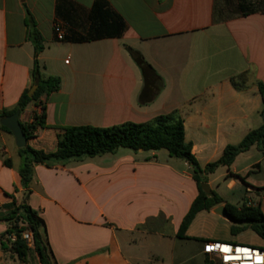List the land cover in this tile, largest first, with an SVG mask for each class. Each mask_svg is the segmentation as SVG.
I'll return each mask as SVG.
<instances>
[{
	"label": "crops",
	"instance_id": "crops-1",
	"mask_svg": "<svg viewBox=\"0 0 264 264\" xmlns=\"http://www.w3.org/2000/svg\"><path fill=\"white\" fill-rule=\"evenodd\" d=\"M97 1L0 0V114L15 110L22 94L34 87L28 12L44 40L41 72L62 81L58 92L20 112L21 126L32 124L35 114L46 117V127L36 130L28 146L53 153L60 128L140 124L178 110L185 140L204 168L264 125L258 88L264 84V0H101L95 12ZM241 4L254 12L242 13ZM79 36L96 39L70 40ZM128 47L140 52L161 78L157 95L145 90ZM245 72L250 81L237 90L231 79ZM23 161L0 119V213H9L14 200L36 210L55 264H182L188 240L177 234L199 195L192 167L184 160L166 150L126 148L51 160L35 166L29 194L20 176ZM263 166L264 150L253 146L235 159L230 172L245 173V190L253 194L257 183L250 174ZM228 173L219 167L205 176L211 191L216 193L219 178L228 190L238 187L239 179H227ZM215 209L209 212L218 215ZM200 215L186 236L204 240L197 257L205 264V243L237 241L225 217L230 236L194 231L205 220ZM10 226L0 220V264H8L11 253L1 248Z\"/></svg>",
	"mask_w": 264,
	"mask_h": 264
},
{
	"label": "trees",
	"instance_id": "trees-1",
	"mask_svg": "<svg viewBox=\"0 0 264 264\" xmlns=\"http://www.w3.org/2000/svg\"><path fill=\"white\" fill-rule=\"evenodd\" d=\"M101 0L95 5V12L101 9ZM240 10L246 14L254 12V9L248 5L241 4ZM26 24L28 26V39L35 46V63L32 70L33 86H37L35 94L30 97L29 92L25 91L20 97L15 110L2 112L0 119L11 116L16 112H23L27 106L34 102L38 104L41 98L49 96L60 90L62 81L58 77L44 76L41 72V66L38 60L40 53L44 50V40L37 29L35 20L28 12ZM96 38L73 37L70 40L76 43L90 42ZM134 62L140 68L145 90L157 95L163 88L161 78L157 75L150 64L147 63L143 55L128 47L127 48ZM250 81V72H245L231 79L232 85L241 90L247 87ZM258 88L264 102V84L258 83ZM264 113V110H263ZM46 127V117L42 113L34 115V121L30 125H23V131L28 140L36 135L38 128ZM5 131L10 132L2 126ZM57 149L53 153H46L42 150H35L30 146L20 149L23 156V165L20 169V176L27 194L30 193L29 187L33 178L34 168L38 164L47 163L51 160H70L82 157H96L99 155L114 153L120 148H126L133 151H159L166 150L173 158L181 159L187 162L193 170V178L197 182L199 195L193 201L187 215L184 217L177 237L179 239H188L186 233L197 217L203 211H210L221 205H224L228 216L233 223L231 233L236 235L247 228H251L259 237L264 240V212L261 205L244 204L238 207L225 202L214 191L211 194L202 189V183H207L206 175L214 173L219 167H226L229 170L227 179H239L242 182L245 178L230 172V168L235 159L242 153L249 151L253 146H258L264 150V125L259 129L251 131L243 141L238 145L227 146L221 157L204 168L192 153V145L185 140L184 120L178 110L166 115H160L145 123H125L108 128H95L91 126L64 127L59 129ZM11 166L9 160L5 161ZM0 220L9 221L10 228L1 237V248L4 252H11L19 260L25 261L30 253L37 256L39 264H55L52 251L50 249L45 233V222L39 213L32 209L24 201L18 204L15 200L9 206V213ZM28 232L32 237L31 246L23 239V234ZM16 240L12 241L11 236ZM264 250V249H263Z\"/></svg>",
	"mask_w": 264,
	"mask_h": 264
},
{
	"label": "rangeland",
	"instance_id": "rangeland-1",
	"mask_svg": "<svg viewBox=\"0 0 264 264\" xmlns=\"http://www.w3.org/2000/svg\"><path fill=\"white\" fill-rule=\"evenodd\" d=\"M242 176L244 177L245 173H243ZM250 176V180L257 183L255 184L257 191H255L253 194L246 192V188L241 180H239V185L237 188L234 190H228L227 182L223 178H219L214 184L213 188L216 193L228 203L238 207H242L244 204L254 206L260 204L262 210L264 211V166L261 172L253 169ZM199 218H205V220L200 219V221H198V223L194 226V231L202 234L213 233V235L216 237H221L220 239L225 236H230L231 225L224 223V219L220 215H214L209 211H203L201 212ZM233 236L234 238L232 239L237 241V244L239 245L257 247L262 250L264 249V240L259 237L250 227ZM187 240L188 241L183 243L186 251L184 255H182L180 262H182V264H201L200 258L197 257V246L199 242L201 243V241L204 240L191 238H188ZM222 241L223 240H220L221 243H224ZM7 258L8 264H39L37 256L33 253H30L25 261L19 260L18 257L12 253H8ZM205 264L207 263L205 262Z\"/></svg>",
	"mask_w": 264,
	"mask_h": 264
},
{
	"label": "built area",
	"instance_id": "built-area-1",
	"mask_svg": "<svg viewBox=\"0 0 264 264\" xmlns=\"http://www.w3.org/2000/svg\"><path fill=\"white\" fill-rule=\"evenodd\" d=\"M59 39L63 40V36L60 35ZM68 62L67 60L66 63ZM10 239L14 241L16 237L13 235ZM23 239L31 246V234L24 233ZM203 254L207 264H264V250L234 243H205Z\"/></svg>",
	"mask_w": 264,
	"mask_h": 264
},
{
	"label": "water",
	"instance_id": "water-1",
	"mask_svg": "<svg viewBox=\"0 0 264 264\" xmlns=\"http://www.w3.org/2000/svg\"><path fill=\"white\" fill-rule=\"evenodd\" d=\"M36 90H37V86H34L30 90L29 96L32 97L35 94ZM19 118H20V112H16L11 116L2 118L1 125L6 127L13 134L17 147L23 149L27 146L28 139L23 131ZM202 189L208 194H211L212 192L210 186L206 183L202 184ZM214 211L216 214L230 220L224 205L217 207ZM7 213L4 212L0 213V218L4 217Z\"/></svg>",
	"mask_w": 264,
	"mask_h": 264
}]
</instances>
